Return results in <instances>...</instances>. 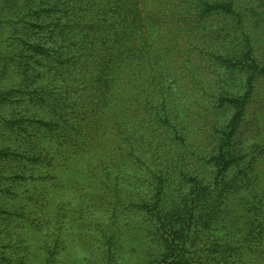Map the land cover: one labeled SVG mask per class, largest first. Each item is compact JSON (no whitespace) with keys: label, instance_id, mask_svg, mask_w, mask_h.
I'll return each mask as SVG.
<instances>
[{"label":"trees","instance_id":"trees-1","mask_svg":"<svg viewBox=\"0 0 264 264\" xmlns=\"http://www.w3.org/2000/svg\"><path fill=\"white\" fill-rule=\"evenodd\" d=\"M20 1L0 6L1 28H30L0 41V206L40 214L43 263L77 220L116 264L131 213L140 264H264V0ZM47 11L36 37L24 19Z\"/></svg>","mask_w":264,"mask_h":264},{"label":"rangeland","instance_id":"rangeland-1","mask_svg":"<svg viewBox=\"0 0 264 264\" xmlns=\"http://www.w3.org/2000/svg\"><path fill=\"white\" fill-rule=\"evenodd\" d=\"M5 2L9 4L11 9H14L16 7H19L21 4L20 0H0V6H5ZM27 5V2H26ZM59 5V4H58ZM47 10H51L52 7L47 6ZM16 10V9H15ZM61 10V8H59ZM12 12V11H11ZM10 12V13H11ZM66 11H62V14H66ZM9 13V14H10ZM25 15V14H24ZM60 17V14H54L53 12H45L40 13L36 16H30L24 21L32 22L38 26L44 27L43 29H34L33 31L38 32L39 34L36 36H42L46 37V35H49L52 31L53 25L58 24V19ZM30 28H19V31H15L12 28L9 27H0V41L2 43L5 42V45L9 41V37H16V38H23L26 40L28 31ZM35 37V38H36ZM11 42V41H10ZM4 48V47H3ZM3 49H0V52ZM14 78L13 75L10 77L5 78L3 76H0V81L2 83L7 84L8 82L12 81ZM16 77L13 79L15 80ZM16 110L15 108H13ZM27 108H24L23 111H26ZM34 112L40 113L42 110L38 109H32ZM26 115L29 114L28 112H25ZM8 133V130H5ZM29 134H33L37 136V132L35 130H30ZM31 141L30 138L27 139V143ZM12 143V142H11ZM9 143L11 146L13 144ZM52 183H46L44 182V187L47 191H51V188L53 187ZM51 186V187H50ZM24 189L19 190L20 192V199H21V205L24 206L25 198L29 197V194L23 192ZM59 196V193L55 191L54 198L56 199ZM13 203L6 204L0 206V211H4V214L0 215V232H10L14 230L15 228H19L21 231V235H25L26 237H30V243H35V246L30 247L28 251L22 250L23 248L22 243L19 242L17 247L10 248V250L1 251L0 249V264H28V260L26 257H34L33 261L30 264H44L43 261L47 257L42 253V251L38 250V244L39 242L35 241L33 237L32 231L35 230V227L40 223V214H36L35 216H32L31 219H29L28 222H26L27 216H23L22 213H24L23 210H21V214L19 218L16 217L17 213V207H13ZM34 203H37L36 200H33L31 202V207L34 206ZM41 204L37 205V209L40 211ZM28 214V210L26 211ZM93 216H96V220L98 221V216H104L101 211L93 212ZM106 215V214H105ZM128 219L124 220L119 227V241H117L116 246L118 247L115 254L116 257H112V259L115 261L116 264H140L142 257H139V255L136 254V251L142 250V239H140L141 232L139 231V226L135 227V225L132 224V218H130L131 213L129 214H123ZM107 216V215H106ZM110 217V215H108ZM99 217V218H100ZM135 218V217H134ZM72 218H70L71 220ZM136 222L137 219L135 218ZM129 225H125V224ZM71 224V221H70ZM72 229L70 233L68 234V237L65 238V245L64 248L59 255V257H49V264H103L104 260V254H103V248L104 245L101 243L100 233L97 231V228L95 226H86L85 229L82 228L81 225H79V221L73 220L72 222ZM70 226V225H68ZM1 235V234H0ZM81 235V236H80ZM11 234H8V237H10ZM23 236H21L20 240H22ZM97 239V241L95 240ZM54 241V240H53ZM54 247V246H53ZM34 248V249H33ZM31 251V252H30ZM32 253V254H31ZM45 262V261H44Z\"/></svg>","mask_w":264,"mask_h":264}]
</instances>
